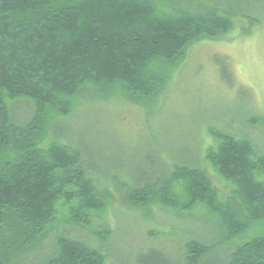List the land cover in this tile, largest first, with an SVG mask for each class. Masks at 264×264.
<instances>
[{
  "label": "trees",
  "instance_id": "trees-1",
  "mask_svg": "<svg viewBox=\"0 0 264 264\" xmlns=\"http://www.w3.org/2000/svg\"><path fill=\"white\" fill-rule=\"evenodd\" d=\"M236 3L0 0V264H106L105 255L114 264H170L169 255L182 264H208L215 245L204 228L188 232L167 254L150 246L126 255L117 236L111 248L110 236L101 235L104 255L70 237L65 228H90L89 212L106 209L114 188L156 223L158 213L190 216L202 207L227 243L255 233L230 245L227 264H264V150L250 139L254 126L264 127L261 116L247 108L241 122L226 127L232 109L203 113L217 128L208 130L215 146H203L196 128L192 140L150 144L127 161L122 153L104 155L90 140L93 121L76 113L90 93L153 107L193 45L216 40L233 29L234 19H245ZM222 58L224 79L234 86L230 62ZM22 102L29 107L17 108ZM163 152L168 157L159 159ZM209 169L229 188L225 197ZM60 200L69 218L52 231Z\"/></svg>",
  "mask_w": 264,
  "mask_h": 264
},
{
  "label": "rangeland",
  "instance_id": "rangeland-1",
  "mask_svg": "<svg viewBox=\"0 0 264 264\" xmlns=\"http://www.w3.org/2000/svg\"><path fill=\"white\" fill-rule=\"evenodd\" d=\"M238 1L239 5L238 2L236 4L245 13V19H234L233 29L218 39L201 40L193 45L187 54V59L185 58L179 69L172 73L169 84L156 99L157 102L153 107L147 109L145 106H132L115 100L118 97L110 101H102L91 93L85 97V103L82 102L81 107L86 110L77 108L76 113L79 115L80 112L81 120L87 113V117L93 121L90 140L104 155L112 157L122 153L125 160L134 161L135 156L142 154L150 144L157 147L161 141L167 139H176V144L192 140L196 128H198L199 142L203 146H215V141L209 136L208 130L217 128L214 127V121L206 120L208 118L204 114L225 115L223 108H230L235 113V116L225 117L226 127L241 122L244 115L241 118L239 113L245 112L247 108L253 111L255 116L264 119V0H244L247 6L241 5L243 0ZM222 57H226L230 62L234 86L228 85L224 79L219 64L225 63ZM20 107L26 108L29 105L22 102L17 108ZM217 107H220V110ZM213 108H217L218 111L215 109L211 111ZM77 120L75 126L79 130L82 124L77 123ZM228 131L229 129L224 130L227 133ZM250 134L252 142L261 143L264 150V127L257 124ZM50 139L51 136L47 141ZM157 157L162 159L168 155L163 152L157 154ZM208 172L221 196L225 197L229 188L215 173L211 170ZM113 194L114 199L106 209L101 212L99 210L89 212L90 228L66 227L65 230H71L69 236L83 239L101 252L98 239L101 235H105L106 238L111 237L106 245L111 248H113L112 241L117 236L114 242L121 244L120 247L126 255L137 250H145L146 253V248L150 246L159 251L164 250L163 252L167 254L172 252V248L173 253L178 250V240L188 232H194L196 228H204L207 236L203 235L215 245L208 264H227L230 245H242L256 235L251 233L227 243L216 218L202 207L190 216L177 217L169 213H158L156 217L158 223H156L143 214L142 217L137 209L130 207L123 192L114 188ZM68 218V205L60 200L50 230L63 228L64 226L61 225ZM181 220L192 224L181 223ZM118 229L121 231L120 237L117 235ZM108 230H113L116 235H110ZM156 232L163 235L158 237L155 235ZM102 253L105 255L104 252ZM105 256L106 264H114L111 258ZM169 256L167 261L170 264H182L175 255ZM154 263L155 260L150 259L147 264Z\"/></svg>",
  "mask_w": 264,
  "mask_h": 264
},
{
  "label": "bare ground",
  "instance_id": "bare-ground-1",
  "mask_svg": "<svg viewBox=\"0 0 264 264\" xmlns=\"http://www.w3.org/2000/svg\"><path fill=\"white\" fill-rule=\"evenodd\" d=\"M186 59H187V57H186ZM137 211H139L140 212V215H142L143 214V212L140 210V209H137ZM110 239V238H109ZM109 239L106 241V242H108L109 241Z\"/></svg>",
  "mask_w": 264,
  "mask_h": 264
}]
</instances>
